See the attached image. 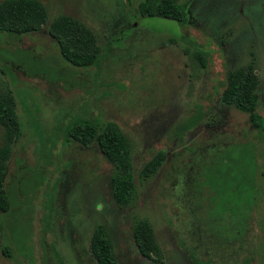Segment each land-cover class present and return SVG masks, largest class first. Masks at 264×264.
<instances>
[{"label":"rangeland","instance_id":"1","mask_svg":"<svg viewBox=\"0 0 264 264\" xmlns=\"http://www.w3.org/2000/svg\"><path fill=\"white\" fill-rule=\"evenodd\" d=\"M39 1L47 18L38 31L0 33V86L11 89L21 127L4 180L0 264H96L94 223L118 264H264V134L220 99L226 72L250 65L264 116V0H175L190 9L188 23L142 16V0ZM59 14L94 34L91 66L61 57L47 33ZM83 120L111 121L128 139L131 205L112 199V165L96 145L67 141L68 126ZM157 151V170L141 177ZM252 165L248 211L240 178ZM135 218L151 226L159 262L137 252Z\"/></svg>","mask_w":264,"mask_h":264},{"label":"trees","instance_id":"2","mask_svg":"<svg viewBox=\"0 0 264 264\" xmlns=\"http://www.w3.org/2000/svg\"><path fill=\"white\" fill-rule=\"evenodd\" d=\"M137 8L142 16L160 17L181 23H188L191 19L190 9L175 0H142ZM46 18V9L39 0H0V33L25 35L36 32L45 23ZM47 33L56 42L61 57L74 67L91 66L99 54L100 47L94 34L78 19L65 14L56 15L49 21ZM193 57L203 65L202 54L194 52ZM258 83L259 78L250 65L230 69L225 74V86L220 99L224 105L233 106L245 113L251 126L264 134V116L256 111ZM20 134L21 127L13 93L9 87L0 86L1 213L7 212L10 207L4 180L8 158ZM66 135L67 141H74L83 146L91 143L96 145L112 165L109 179L112 199L120 207L131 205L136 198L133 166L129 141L120 128L111 121L94 124L83 120L70 124ZM163 157L164 154L157 151L143 163L139 175L141 177L153 175ZM252 172L253 165L245 175L246 180L244 176L240 178L243 183L246 181L248 211L251 210V203L255 197ZM130 229L137 252L144 258L159 262L160 250L149 223L144 219L135 218ZM87 247L96 264H118L111 239L101 224L92 225ZM2 251L5 254L6 250Z\"/></svg>","mask_w":264,"mask_h":264}]
</instances>
